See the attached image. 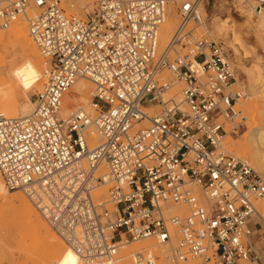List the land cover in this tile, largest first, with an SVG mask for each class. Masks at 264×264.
Returning <instances> with one entry per match:
<instances>
[{
  "label": "built area",
  "instance_id": "2783aa9c",
  "mask_svg": "<svg viewBox=\"0 0 264 264\" xmlns=\"http://www.w3.org/2000/svg\"><path fill=\"white\" fill-rule=\"evenodd\" d=\"M204 2L99 0L86 17L67 15L61 0H16L0 9L2 27L27 20L51 63L29 117L0 113V174L10 190L26 194L78 264H157L149 249L122 255L152 239L169 248L172 261L262 264L252 237L264 221L256 205L264 177L223 147L246 119L237 106L247 94L234 88L223 43L196 32ZM244 2L264 16V0ZM171 7L180 23L161 48ZM166 72L182 85L180 99L169 95ZM80 78L95 87L96 117L63 116ZM93 136L100 138L95 147ZM105 186L106 199L99 195Z\"/></svg>",
  "mask_w": 264,
  "mask_h": 264
},
{
  "label": "rangeland",
  "instance_id": "374dc122",
  "mask_svg": "<svg viewBox=\"0 0 264 264\" xmlns=\"http://www.w3.org/2000/svg\"><path fill=\"white\" fill-rule=\"evenodd\" d=\"M14 1L16 0H0V9L8 7ZM89 1L90 0H61V5L65 9L67 15H78L81 17H86L94 11L99 0H91V3ZM241 8H244L245 11H241ZM170 9L172 11V14H174L176 17L178 27L180 18L177 14L176 7H172ZM36 12L37 11H32L31 15L35 14ZM203 14H205L204 23H200V25L197 26V34L204 37L216 39L223 43L224 48L231 61L233 62L236 70L237 83L234 85V88L244 89L247 94V96L242 99L240 104L237 106V109L241 112V116L246 117V119L243 121L241 127L237 129L235 133L231 134L234 142H242L244 134L250 128L249 125L253 126V123H250L252 121L254 122V116L255 119L257 118V122L259 121L258 127L264 126V107L261 111H257L253 114H251L248 111L249 109H247L246 107L248 103L251 104L254 102H260V106L264 105L263 103L261 104L262 100L251 87L250 81V71H253L256 67H259L261 69V78L264 80V31H261V33L263 34V40L262 42H260L256 35L255 27L253 28V26H255L259 22L260 17L249 4L244 2V0H205L204 5L200 9V16H202V19ZM20 19L21 21H25V23L29 26V23L26 19L19 18L17 21H19ZM17 21L13 22L10 26L14 25ZM10 26H0V29L2 28L4 31H6V28L9 29ZM167 43L161 45V48H164ZM0 47L2 48L3 44H0ZM8 49L10 50L9 53L3 52L2 55V60L6 63V66L4 65V63L1 64L2 66L4 65L1 70L5 71L4 74L6 78H8L11 74L12 64L17 62L18 60H21L22 58H33L35 56L32 48L29 45L20 42H15V44L11 46L9 45ZM38 52L43 59L45 58V64H42L44 69L46 70L44 81L35 86H32L29 89L24 90L19 88L17 91L19 104L24 103L25 101L32 102L33 109L34 98L43 87L42 85H44L48 80V71L51 66L49 58L45 57L40 52V50H38ZM165 75L171 81H173V77L169 72H166ZM4 90L5 81L0 80V96L4 94ZM181 90L182 85L173 81V87L169 95L176 96L178 99H180L176 93H180ZM262 99H264V97ZM159 109L160 107L156 106L152 109H149L148 112L151 114H155ZM0 111L2 110L0 109ZM91 115H93V117H96L98 115V112L95 108ZM240 121L241 120L239 117L236 122L239 123ZM223 147L239 158L248 161L254 168L256 167L258 169L259 173H262L264 175V146L263 150L260 152L259 157L251 156V152H249L248 150H245L243 153L238 151L235 146L228 143V139L226 137L223 141ZM0 176L2 177L1 174ZM4 184L5 192L8 194V196H11L19 191L26 196L23 191L10 190L5 182ZM190 187L194 188V185ZM196 191L197 193H199L198 190ZM99 195H102V197H104L105 199L108 198V186L103 187L100 190ZM28 200L30 201L29 198ZM261 200L257 201L256 205L260 214L264 218V209L260 205ZM34 208L38 213V210L35 206ZM38 214L42 218V220H44L40 213ZM257 228L258 229H255L254 235L252 237V242L254 245V251L260 257L262 264H264V221H260V225H258ZM149 244L157 245L154 239L150 240ZM149 244H146V241L131 243L130 245L122 248V255L129 256L134 252L147 250L149 248L147 245ZM261 244L263 245V248L262 250H259L258 245L261 246ZM158 247L148 252L149 254H152L156 257L157 264H182L183 262L185 264H189V262H191L190 264H196L195 261L185 262L172 261L169 259L167 261V255L170 252L169 248H167V246H165L166 248H162L160 246ZM68 248L72 250L70 247ZM0 264H62L58 257L50 255L48 253V247L46 243L30 238L29 228L27 224L22 221V218L14 209H12L7 204H3L2 201H0Z\"/></svg>",
  "mask_w": 264,
  "mask_h": 264
},
{
  "label": "bare ground",
  "instance_id": "6f19581e",
  "mask_svg": "<svg viewBox=\"0 0 264 264\" xmlns=\"http://www.w3.org/2000/svg\"><path fill=\"white\" fill-rule=\"evenodd\" d=\"M241 11H245V9L241 8ZM204 15L205 14H203V19L201 16L202 19L201 24L204 23ZM259 17H260L259 22L255 26H253V28L255 27L256 35L259 41L262 42L263 34L261 33V31H264V16L259 15ZM176 28H177V20L175 15L172 14V11L170 9L163 25L161 26V30L159 34L160 47L161 45H164L170 40ZM1 29H0V44H3V47L2 48L0 47V80L5 81V90L3 91L4 94L0 96V109L2 110L0 111V113H3L10 118L29 117L33 113V103L29 101H25L24 103L19 104L17 91L19 88L24 90L29 89L32 86H35L40 82L44 81L46 70L44 69L42 64L44 63L45 58L43 59L39 54L38 52L39 48L36 45V43L33 42V39L31 38L29 26L25 23V21H21L20 19L14 25L10 26L9 29L6 28L7 29L6 31ZM15 42H20L29 45L32 48V51L34 52L35 56L33 58L30 57L22 58L21 60H18L17 62L12 64L11 74L8 78H6L4 74L5 71L1 70V68L4 65L6 66V63L2 60V55L3 52L9 53L10 51L8 49L9 45L10 46L14 45ZM3 63L4 65L2 66L1 64ZM48 75H49V71H48ZM250 76H251L250 79L251 87L262 100L261 104L262 103L264 104V99H262L264 97V80L261 78L262 76L261 69L259 67H256L253 71H250ZM45 84L42 86L44 87ZM94 89L95 88L91 81H89L86 78H80L65 96L64 99L65 108L63 110V116L70 115L71 113H74L76 111H84L91 115L92 112L94 111V106L92 103V96L94 94ZM176 94L179 98H181V91L180 93L178 92ZM259 103L260 102L258 103L254 102L251 104L248 103L246 107L247 109H249L248 111L251 114H253L257 111H261L262 108L264 107V105L260 106ZM150 115H153V113L152 114L150 113ZM253 120L254 122L252 121L250 123V124L253 123V126L249 125L250 128L244 134L242 142H237V141L234 142L232 135L230 134L227 135L226 138L228 139V143L235 146L238 151L243 153L245 150H248L249 152H251V156L259 157L260 152L263 150V146H264V126H262L263 128L258 127L259 121L257 122V118L255 119V116L253 117ZM93 137L94 138H92L90 141L91 147H95L100 144V138L95 136ZM260 174L264 177L262 173ZM0 201H2L3 204H7L12 209H14L18 213V215L22 218V221L27 224L29 228L30 238H33L34 240L42 241L47 244L48 253L50 255H54L58 257L59 260L62 262V264L79 263V259L75 251L73 249H72L73 251L70 250L68 246H66L65 241L58 236V234L54 231V229L51 226H49V224H47L45 220H42V218L38 214L39 212L37 213L33 204L28 200V198L22 192L19 191L11 196H8V194L5 192V184L1 176H0ZM260 205L264 209V198L261 200ZM182 208L183 207L177 206L174 210L181 211L183 210ZM149 243L150 240H146V244ZM147 246L149 247L147 248L151 251L152 249L158 247L155 244H149ZM258 246H259V250H262L263 245L261 244V246L260 245ZM162 248H166V247L164 246ZM190 263L191 262H189V264Z\"/></svg>",
  "mask_w": 264,
  "mask_h": 264
}]
</instances>
